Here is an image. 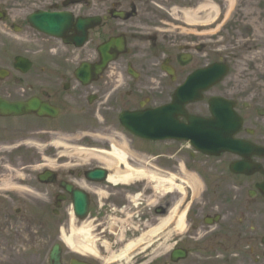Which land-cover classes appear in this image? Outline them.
Masks as SVG:
<instances>
[{"label":"flooded vegetation","instance_id":"1","mask_svg":"<svg viewBox=\"0 0 264 264\" xmlns=\"http://www.w3.org/2000/svg\"><path fill=\"white\" fill-rule=\"evenodd\" d=\"M224 1L0 0V97H39L59 112L0 116V264H51L55 247L58 264H264V0H244L232 13ZM208 4L218 9L215 28L178 25ZM156 8L172 14L162 19ZM36 10L70 15L65 37L34 28L29 16ZM198 14L196 22L206 21L208 12ZM114 37L123 53L102 73L89 70L85 81L78 70L98 63L100 46ZM214 65L206 81L199 79ZM188 79L194 98L187 112L210 118L213 107L239 119L234 138L250 146L245 154L209 157L188 142L153 152L122 127L126 111L176 102ZM114 147L131 152L133 166L169 167L172 193L151 206L155 193L144 181L90 180L88 171L101 166L97 158ZM41 161L54 170L42 183L34 175ZM181 190L188 198L184 228L177 223L145 244L142 236L163 225ZM76 192L89 200L84 218L75 211ZM88 227L93 243L78 238Z\"/></svg>","mask_w":264,"mask_h":264},{"label":"bare ground","instance_id":"2","mask_svg":"<svg viewBox=\"0 0 264 264\" xmlns=\"http://www.w3.org/2000/svg\"><path fill=\"white\" fill-rule=\"evenodd\" d=\"M216 11H217L216 6H210L209 4L203 5L197 11L193 13H190V12L185 13V19L187 18V22L189 23H195L198 20V15H199L198 13L208 12L207 18L205 19L206 21L204 22L209 24V22H211L212 20H208V19H210L213 16V14H215ZM125 149L126 148L114 147V150L109 156H105L103 159L98 157L99 160L103 162L104 164H106L107 166L117 169L115 174H111L109 176V179L114 184H117V183L118 184H132L134 181H137V180L148 179L150 182L153 183V188L158 194L163 195V194H167L173 191L174 189L173 188V177L165 176L163 173H160L158 171H152L147 168H136V167L131 166L128 160V156L130 155L131 152H128ZM74 150L82 152L78 148H75ZM88 155H91V154H88ZM119 163L125 164L124 170H120L119 167L116 166ZM133 201L135 202V204H138L137 198H133ZM160 227L161 225L158 227L152 228L149 232L144 234L142 237L150 236ZM183 228H184V223L182 224V226H180V230H182ZM72 238H69L70 242H74V239L72 240ZM78 238H83L87 242H91V243L94 242L92 240V234H91L90 227L82 228L79 231ZM132 244H130L129 246H131Z\"/></svg>","mask_w":264,"mask_h":264},{"label":"water","instance_id":"3","mask_svg":"<svg viewBox=\"0 0 264 264\" xmlns=\"http://www.w3.org/2000/svg\"><path fill=\"white\" fill-rule=\"evenodd\" d=\"M43 13L40 15L39 19L43 20ZM43 18V19H42ZM38 20V18H36ZM50 21L48 20H43L44 24L40 25L39 23L37 24V26L43 30V31H49L50 33H55L58 34L59 32H57V19L56 18H51L49 17ZM64 18H62L63 20ZM38 21H36L37 23ZM56 22V23H54ZM51 24V25H49ZM113 45L112 43H110L109 47ZM106 61V60H105ZM0 110L1 111H7V112H13V113H25V112H30V113H36L38 115L43 116L44 113H46L49 109L47 107V105L42 104L40 101H29V102H25V103H13V104H8L6 105L5 103H0ZM162 113V123H163V119L164 120H169L170 119V113H171V108L170 106H166V107H162L160 112L158 114H156V117H158V115ZM129 116V115H128ZM178 117V116H177ZM217 118V117H216ZM226 118V117H225ZM172 121V120H171ZM218 121H219V117L217 118L216 121H213V119H201V124L203 125V127H207V128H221L223 131L222 127H225V130L223 133V135L226 136H230L232 135L233 131L229 128V125H225V126H219L218 125ZM175 123V120H174ZM181 123L177 122V125L179 126ZM162 125V131L160 134H158L157 136H154L155 133L154 132H141L138 130H135L133 127H130V129L132 131H134L136 134L142 136V137H147V138H151V139H166V138H178V139H190L188 136L186 135H181V130L180 128H177L178 126L175 125L176 128L173 127H169L170 124H161ZM230 131V132H229ZM202 151L208 152V153H220L219 149H202ZM101 172V170H100ZM101 173L98 172H94L93 175H100ZM77 198L79 199V197L77 196ZM82 200V199H81ZM57 252L55 250V252H53V256H56ZM57 260L55 259V262Z\"/></svg>","mask_w":264,"mask_h":264},{"label":"rangeland","instance_id":"4","mask_svg":"<svg viewBox=\"0 0 264 264\" xmlns=\"http://www.w3.org/2000/svg\"><path fill=\"white\" fill-rule=\"evenodd\" d=\"M251 0H247V4L250 2ZM236 2L238 3V0H236ZM230 3V2H229ZM228 2H226L225 3V1L223 2V4H225V5H227V4H229ZM157 10H159V14L161 15V17H162V19H164L165 17H166V15H169V14H172V13H170L169 12V10H163V9H161V8H156ZM245 20V18H243V20L241 19V21L243 22ZM178 24H180V25H182V23H178ZM165 27H169L168 25H164ZM150 149V148H149ZM169 149H170V146L168 145V144H165L164 142H163V144L161 145V147H157V149H155L156 151H154V149L153 150H151V151H153V152H157V151H161V152H167V151H169ZM33 151H34V156L35 157H40V153H39V151H40V149L39 148H36V147H34L33 148ZM38 165H40L39 163H36L35 164V171L34 172H36L37 170H39V168H40V166H38ZM160 168H163V169H166V170H169V167H163V166H159ZM148 186H150V184H147ZM34 197L35 198H37V196L36 195H34ZM153 199L155 200V196L153 197ZM154 203V202H153Z\"/></svg>","mask_w":264,"mask_h":264}]
</instances>
